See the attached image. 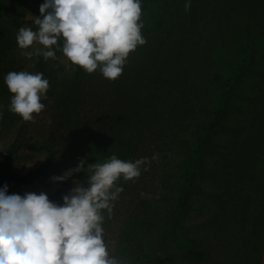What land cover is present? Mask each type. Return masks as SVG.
I'll return each mask as SVG.
<instances>
[{
  "label": "rangeland",
  "instance_id": "1",
  "mask_svg": "<svg viewBox=\"0 0 264 264\" xmlns=\"http://www.w3.org/2000/svg\"><path fill=\"white\" fill-rule=\"evenodd\" d=\"M42 3L0 0V164L14 146L13 173L25 174L35 168L42 172L10 194L49 195L66 182L68 192L56 200L63 204V196L75 182L86 184L87 174L73 172L64 181L52 178L76 168L81 159L87 168L112 156L108 155L113 151L111 145L103 142L106 136L99 146L91 145L89 141L96 136H91L89 127L95 119L103 122L101 127L107 125L105 110L124 92L118 78L106 79L99 70L87 73L56 51L58 59H44L49 80L46 98L41 100L45 109L28 122L9 110L13 94L5 83L6 74L39 72L36 59H28L25 53L40 45L21 49L16 37L21 27L37 30L34 19L41 15ZM252 7V0H141V31L146 42L129 56L137 52L142 56L139 50L146 49L141 62L151 79L160 76L161 84L143 81V92L131 98L132 105L144 104L157 87L169 89L170 104L176 105L173 114L163 111L167 116H155L157 126L165 119L178 122L174 118L178 107L188 105L191 113L180 132L191 141L217 108L222 106L224 113L200 152L197 176L176 226L178 243L170 238L165 247H159L161 225L175 203L171 191L178 181V164L184 154H193L192 149L187 146L184 154L173 150L180 154L175 156L169 152L164 162L169 163L166 198L157 193L160 168L154 162L158 153L151 150L147 138L143 156L155 169L151 168L145 180L121 178L116 182L123 191L113 202L111 214L104 212L102 226L110 255L123 264H264V27L261 24L257 34H248V15L255 22L263 12ZM156 56L160 68L153 63ZM217 73L223 75V83L216 79ZM226 82L229 86L225 87ZM176 127L173 133L178 132ZM108 133L113 136L116 131L109 128ZM182 242L186 247L180 246ZM148 251L153 256L151 263L144 259Z\"/></svg>",
  "mask_w": 264,
  "mask_h": 264
},
{
  "label": "clouds",
  "instance_id": "2",
  "mask_svg": "<svg viewBox=\"0 0 264 264\" xmlns=\"http://www.w3.org/2000/svg\"><path fill=\"white\" fill-rule=\"evenodd\" d=\"M189 7L186 4V10ZM40 13L34 19L37 30L21 27L17 33L21 49L40 45L25 53L28 59H58L56 51H60L87 73L99 70L104 78L116 80L130 53L146 42L141 0H44ZM5 83L13 94L9 110L24 121H33L34 114L45 109L41 100L46 98L49 80L43 73L11 71ZM85 163L81 159L76 168L52 178L64 181L73 172L87 174L86 184L75 182L63 204L51 201L45 192L22 196L9 194L7 184L0 188V264H123L109 253L104 212L111 214L123 191L116 182L139 177L150 160L133 162L112 155L87 168Z\"/></svg>",
  "mask_w": 264,
  "mask_h": 264
},
{
  "label": "trees",
  "instance_id": "3",
  "mask_svg": "<svg viewBox=\"0 0 264 264\" xmlns=\"http://www.w3.org/2000/svg\"><path fill=\"white\" fill-rule=\"evenodd\" d=\"M252 3L253 7H257L261 12H263L257 17V19H255V22L253 21V19H250L248 15V20L251 23V25L248 26L249 35L251 32H255L257 34L260 27H262L261 24H263L264 27V0H252ZM250 14H253V12L251 11ZM139 52L142 56H138L139 53L137 52L134 54L132 53L133 56H129L127 58V61L123 67V72L117 80L118 84L123 88H120L121 91H123L124 93L118 97H114L110 108L105 110L104 117L106 119L105 123L107 125L101 127L100 124H103V122L99 123L95 119L94 125H91L89 127V130L92 131L93 135L91 136L96 137H93L91 141H88L91 142V145L97 147L102 143L101 139L106 136V141L103 142L108 147H110L111 145V149L113 150L109 152L108 155H116L122 160L133 162L137 159L145 158L142 152L144 143L146 141L145 139L147 138V140L151 141V143L153 141L156 150L153 148L151 143L149 145H151L152 151H157L158 153V158L155 160L154 164H159L160 168L158 169L159 172L156 179L159 183L157 185L160 186V191L157 192L160 198L167 197L166 191L168 190L167 188H169V178L167 177L169 172V163L167 164L164 162L170 157V153L173 150H179V152H182V154H184L183 150L187 146L192 149L193 154H190L187 157H185L184 154V158L177 167L178 181L175 188L171 191V197L174 198L175 203H172L171 207L173 208L171 214L169 216H166V223L164 225H161L162 235L159 242V247L163 248L165 247L167 240H169L170 238H173L176 243L179 242L178 237L176 236V226L184 212L185 203L189 199L191 187L194 185V180L197 176L200 152L204 148L207 138L216 130L217 126L219 125V122L224 113V109L222 106H220L214 111L209 123L202 126V129H200L198 136L194 141L185 138L182 135V132H180L183 131V127L185 128V125L187 124L186 118H188L190 116L189 114L191 113L190 109H188V105L186 104V106L178 107V113L175 112L179 114H175L174 116L175 119L179 118L178 122L176 120H174V122H171L169 121V119H165L161 123L160 127L157 126L158 120L155 119V116H167L163 114V111H167L168 114L170 113V115L173 114L174 106L176 105V103L170 104V98H168L169 89H162V87H157L156 90L153 91L154 93L151 96L147 95L145 97L144 104L143 101H141L140 106L137 103V106L132 105L133 102L130 101L131 98L134 99L136 97H139V95H141L143 92V90H141V84L143 83V81L148 80V84L150 85L157 84V86H159L161 84L160 76L156 75L153 79H151L152 77L148 76V72H146L147 70L141 62L142 59L147 56L146 49L141 48ZM254 53L258 55L256 49L254 50ZM34 58L37 62L38 71L40 73H43V77L47 79L44 58L42 56H34ZM257 58L258 57H256L255 59ZM153 63L155 66L160 68L159 66L161 65V61H159L157 56L154 58ZM78 70H80V68ZM215 76L216 79L219 80V82L223 83V75L221 73H217V75ZM127 83H132V85L129 87L125 86L124 84ZM226 86H229L228 82L225 83V87ZM160 89H162V91L158 92ZM175 127L176 130H178L177 133H173V131H175ZM109 128L110 130L116 131L115 135L111 136V134L108 133ZM103 132L104 134H102ZM97 136L98 139H95L97 138ZM253 136L257 137L255 136V134ZM174 139H177L176 144L178 143L179 147L174 144ZM98 149L101 148L98 147ZM179 152H172L171 155H180ZM14 155L15 150L14 146H12L7 152L2 163L0 164V188L7 184L9 194L12 193L18 186L32 182L37 177V175L42 172L41 168H35L25 174L13 173L11 169ZM102 156L104 157L107 155L102 154ZM145 167L147 168V171L144 170ZM151 168H153V170L155 169V167L153 166V162L150 161L149 164L142 166L141 175L139 177L127 181L136 182L138 179L143 178L145 180L148 173H150ZM66 184V182L63 183L62 186H60L57 190L50 193L48 195L49 199L56 202L59 196L67 193L69 189ZM161 188H164L165 190L163 191ZM180 246L186 247L185 243L183 242ZM186 251L191 255H195V251L188 247L186 248ZM150 254L151 253H149L148 251L146 255H144V259L150 261L151 263L153 261V256Z\"/></svg>",
  "mask_w": 264,
  "mask_h": 264
}]
</instances>
